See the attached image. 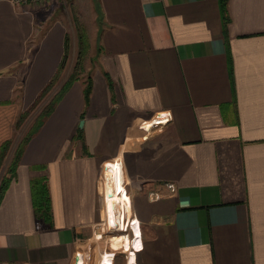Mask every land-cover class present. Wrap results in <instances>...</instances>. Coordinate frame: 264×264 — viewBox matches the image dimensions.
<instances>
[{
	"label": "crops",
	"instance_id": "crops-1",
	"mask_svg": "<svg viewBox=\"0 0 264 264\" xmlns=\"http://www.w3.org/2000/svg\"><path fill=\"white\" fill-rule=\"evenodd\" d=\"M94 2L89 100L76 80L8 173L3 145L57 72L66 28L33 43L35 9L0 0V264H84L90 248L100 264L97 236L128 208L141 238L134 251L111 240L109 264H264V0H228L226 26L220 0ZM158 112L172 119L151 128ZM41 176L50 220L34 206Z\"/></svg>",
	"mask_w": 264,
	"mask_h": 264
},
{
	"label": "rangeland",
	"instance_id": "rangeland-1",
	"mask_svg": "<svg viewBox=\"0 0 264 264\" xmlns=\"http://www.w3.org/2000/svg\"><path fill=\"white\" fill-rule=\"evenodd\" d=\"M28 5L31 8L35 9L38 20L42 22V25L36 28V39L33 43L37 44L48 27L52 23L59 21L66 28V36L68 37L70 51L68 62L65 68L62 70L60 79L57 81L55 87L44 97V99L38 104V106H36L34 109L29 110V115L27 118H23V122H19L20 117H18L17 122H19V125L17 123L11 143V150H14V156L16 155L15 153L17 152L18 144L22 139L27 137L38 115L43 111L44 107L51 102L56 92L68 79L70 73L73 72L74 65L76 62H78L79 51L82 45V43L80 44V41L82 42V39H84L85 42L88 43V50H86L85 52L83 51L79 58L82 61V69L79 71L80 79H83L85 81L88 76H93L92 74L98 66L101 53V48L98 40L101 21L94 0H40L37 3L30 2L28 3ZM31 53L32 52H30V56ZM69 66H71V68H69ZM13 162L14 158L11 164H13ZM125 226L129 227L126 223ZM104 231L105 233L102 234L103 238L106 240L111 234H114L107 223L106 225H104ZM115 239L117 242V237ZM97 244L95 250H92V252L93 254L97 256L99 254L100 256V254L103 252V249L100 251L101 247H99V245L97 247ZM83 258L85 262L84 264H87V253L83 254Z\"/></svg>",
	"mask_w": 264,
	"mask_h": 264
},
{
	"label": "trees",
	"instance_id": "trees-1",
	"mask_svg": "<svg viewBox=\"0 0 264 264\" xmlns=\"http://www.w3.org/2000/svg\"><path fill=\"white\" fill-rule=\"evenodd\" d=\"M220 6L222 11V17L224 21V25L226 26L227 23L230 21V17L228 15V0H220ZM81 48L79 51V58L82 54V52L88 50V43L85 42L84 39H82V42L80 41ZM83 47V48H82ZM84 49V50H83ZM69 42L68 37L66 36L65 41V53L62 62L60 63V66L58 67L57 72L51 79V81L47 84V86L44 88V90L40 93L36 101L33 103V105L26 110L24 114L20 116L19 122H23V118H27L29 115V110L34 109L42 100L44 97L50 93V91L55 87L57 81L60 79L62 70L65 68L68 59H69ZM78 58V62L75 63L73 72L70 73L68 76V79L62 84V86L59 88V90L56 92L54 97L52 98L51 102L46 105L43 109V111L38 115L34 125L32 126L30 132L28 133L27 137L22 139L20 143L18 144L17 152L15 153L14 162L11 164L8 168V173L13 172L15 165H17L20 156L22 154V151L26 145V143L30 140V138L33 136V134L40 128V126L45 122L47 117L53 112L58 102L62 99L64 94L67 92V90L72 86V84L80 79L79 71L82 69V61ZM85 98L86 101L89 100L92 88H93V79L92 76H88L85 80ZM111 85V81H110ZM18 122V125H19ZM12 140H9L6 142L3 147L4 151L1 155V161L3 162L5 159L6 151L11 147ZM1 162H0V168H1ZM10 177L8 175H4L0 181V202L4 196L5 191L8 188V185L10 183ZM32 194H33V201L34 206L36 209V213L38 217L44 218L46 220H50L52 218V208H51V196L49 191V184H48V178L47 176H41V177H34L32 179Z\"/></svg>",
	"mask_w": 264,
	"mask_h": 264
},
{
	"label": "bare ground",
	"instance_id": "bare-ground-1",
	"mask_svg": "<svg viewBox=\"0 0 264 264\" xmlns=\"http://www.w3.org/2000/svg\"><path fill=\"white\" fill-rule=\"evenodd\" d=\"M145 119H146V116H144L143 114L134 113L133 115H131L130 121L132 123H136V122H139V121L145 120ZM138 126L141 127L143 125H138ZM130 128L132 129L133 126H130ZM131 133H134V132L131 131ZM136 134H138V133H136ZM145 135L148 136L149 134H145ZM124 142H125V140H124ZM110 163H111L110 160H107L105 162V164H110ZM114 164L116 165V167H117V169L119 171V174H123V170H122L121 165L118 162H115ZM122 204L127 205V199H126V197H125L124 194H123V197H122ZM127 207H128V205H127ZM121 215H119L117 217V219L109 225L110 226V229L114 232V234H111L110 235L111 237L109 236L108 239L106 240V239L103 238V236L101 234H99L97 236V238L100 239L101 243L103 242L101 245L104 246V247L107 246L106 249L101 246L102 249H103V252H102L103 255H102V253L100 254V258H99L100 264H109L108 261L106 260V258H107L106 255H107V250L109 248V244H110V241L111 240H112V242L113 241H116L115 238L117 237V239H118L117 242H118L119 245L125 244V245L129 246L130 245V242H131V239H132V246L133 247L131 249H133V251H134L135 250L134 244L136 245V233H137V237L138 238H141L140 237V231H141V229H140V225H139V220L136 218V216H133L132 215V212H131L130 208H128V210L126 211L125 214H121ZM125 223L129 227H126L125 226ZM130 232H131L132 235L130 234ZM130 236H131V238H130ZM110 238H112V239H110ZM121 248L124 251L128 252V250H127L126 247H121ZM130 252H132V251H130ZM87 254H90L91 255V248L87 250ZM78 257L80 259V255Z\"/></svg>",
	"mask_w": 264,
	"mask_h": 264
},
{
	"label": "built area",
	"instance_id": "built-area-1",
	"mask_svg": "<svg viewBox=\"0 0 264 264\" xmlns=\"http://www.w3.org/2000/svg\"><path fill=\"white\" fill-rule=\"evenodd\" d=\"M18 2H21V3H30V2H39L40 0H17ZM154 119H153V122H152V127H155V126H159V125H165L167 124L171 119H172V114L170 112H158L156 113L154 116ZM150 128V129H151ZM145 137V136H144ZM171 188L174 189V186L171 185ZM131 234V232H130ZM78 256H79V253H78ZM78 264H80L79 260H78Z\"/></svg>",
	"mask_w": 264,
	"mask_h": 264
},
{
	"label": "water",
	"instance_id": "water-1",
	"mask_svg": "<svg viewBox=\"0 0 264 264\" xmlns=\"http://www.w3.org/2000/svg\"><path fill=\"white\" fill-rule=\"evenodd\" d=\"M83 125H84V120L82 119V120L80 121V127H83ZM78 259H79V257L77 256V259H76L75 264H78Z\"/></svg>",
	"mask_w": 264,
	"mask_h": 264
}]
</instances>
